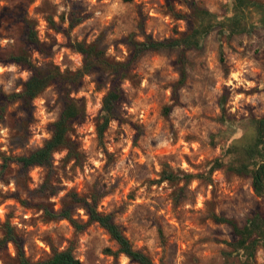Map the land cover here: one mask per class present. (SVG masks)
Here are the masks:
<instances>
[{
	"label": "rangeland",
	"instance_id": "374dc122",
	"mask_svg": "<svg viewBox=\"0 0 264 264\" xmlns=\"http://www.w3.org/2000/svg\"><path fill=\"white\" fill-rule=\"evenodd\" d=\"M193 3L219 19L233 11V0H0V108L5 106L0 230L5 223L12 226L31 261L45 258L53 246L70 247L82 264H133L112 255L117 245L97 224L78 232L66 220H50L41 209L57 211L70 194L95 191L103 195L98 210L111 214L132 246L154 264H241L228 244L235 239L231 228L212 215L243 226L256 214L264 217V196L253 192L248 177L225 168L207 173L216 159L231 160L234 156L225 150L233 140L248 143L256 121L264 117V25L232 36L216 28L182 62L175 50L144 54L121 83L119 119L109 123L101 140L96 126L107 79L85 76L71 93L85 104V119L72 132L79 159L68 160L59 151L49 168L23 169L12 160L2 167L3 158L40 147L62 108L55 86L31 101L4 99L21 92L30 76L24 67L7 63L10 54L24 50L39 66L50 62L61 72H73L83 60L69 42H83L96 43L108 59L123 62L129 35L136 41L164 40L186 31L187 23L173 14H187ZM69 18L80 22L68 29ZM257 18L254 14L249 23ZM28 24L38 46L26 40ZM182 67L185 82L179 87ZM165 171L177 180H163ZM75 218L86 221L81 209ZM15 256L11 243L0 244V264H15ZM256 264H264V242Z\"/></svg>",
	"mask_w": 264,
	"mask_h": 264
},
{
	"label": "trees",
	"instance_id": "16d2710c",
	"mask_svg": "<svg viewBox=\"0 0 264 264\" xmlns=\"http://www.w3.org/2000/svg\"><path fill=\"white\" fill-rule=\"evenodd\" d=\"M129 1V0H128ZM187 14L174 13L173 15L184 20L188 29L177 32L172 38L153 40L145 38L136 41L133 35L125 39L129 50L128 58L123 62L108 59L103 48L96 43L86 45L83 42H69V47L82 55V68L76 71L61 72L58 67L48 62L37 65L32 57L24 50L18 54H10L7 63L24 67L30 72V76L22 84L19 93L3 95L7 102L17 100L31 101L38 97L46 88L55 86L62 102V108L57 119L52 123L51 135L43 144L27 155L12 158H3L2 167L10 160L19 164L23 169L31 167L49 168L53 154L59 151L66 152V159L78 160L79 152L77 143L72 137L74 126L85 119V104L81 98L71 97V93L78 90L85 76L98 74L105 76L108 88L101 100L99 112L100 123L96 126L97 138L102 139L109 123L119 119V106L123 100L121 83L130 78V72L134 63L148 52L179 51L180 61L185 59V53L191 50H200L204 39L216 28L219 33L227 36L238 35L253 29L256 24L264 25V3L256 0H233V11L229 16L219 19L215 14L198 7L194 3L189 5ZM256 14L255 22L249 23L250 18ZM80 21L69 18L68 29L74 28ZM26 40L31 45L38 46L36 33L31 25L25 26ZM222 54V53H221ZM223 62V59H220ZM185 82V69L182 67L178 86ZM175 101L177 92L173 91ZM222 114H225L223 105L220 104ZM5 106L0 108V122L4 118ZM225 154L234 157L223 162L216 159L208 171L225 168L226 171L238 176L248 177L251 180V188L257 196H264V117L257 120L254 131L248 143H243V138L233 140L225 150ZM186 175V179L192 178ZM177 176L172 172H163V180L175 181ZM103 195L95 191L79 196L75 193L69 195V200L62 203L57 210H49L45 205L41 209L50 220L63 219L68 221L76 231H82L89 224L95 223L101 227L117 245V250L112 255H123L133 264H154L152 259L144 251L135 249L122 229L115 223L111 214L98 210V203ZM81 209L86 216L85 222H79L76 218V210ZM212 219L219 224L228 225L235 237L229 246L241 257V264H256V251L264 242V217L254 215L243 226L235 220L224 216L212 215ZM0 244L5 246L11 243L16 251L15 264H82L73 254L70 247L62 250L51 246L50 253L42 259L31 261L25 256L20 241L12 226L8 223L1 227ZM110 252L111 251H107Z\"/></svg>",
	"mask_w": 264,
	"mask_h": 264
}]
</instances>
